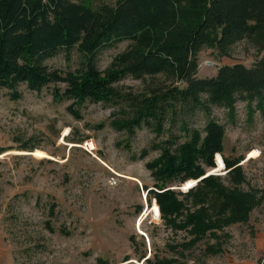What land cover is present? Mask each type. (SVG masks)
Masks as SVG:
<instances>
[{
  "label": "trees",
  "instance_id": "trees-1",
  "mask_svg": "<svg viewBox=\"0 0 264 264\" xmlns=\"http://www.w3.org/2000/svg\"><path fill=\"white\" fill-rule=\"evenodd\" d=\"M252 36L264 37V0H0V90L15 101L23 97L21 85L50 90L56 103L70 102L77 120L89 105L118 106L125 115L111 121L117 131L131 137L146 128L167 136L152 145L160 154L146 164L155 187L143 189L158 203L164 224L186 232L184 242L170 246L173 253L185 257L210 238L216 243L203 252L218 255L225 229L247 223L264 198L242 189L243 158L223 156L227 133L212 111L226 109L234 118L244 101L249 117L264 114V56L251 67L227 64L203 78L199 55L212 45L226 53ZM124 41L130 44L101 70L98 56ZM58 58L69 68L50 63ZM129 77L144 84L139 94L115 88ZM200 111L207 122L197 130L189 118ZM142 151L144 158L148 150ZM224 164L225 176H207ZM189 180L199 183L187 193L172 189ZM144 258L145 264H187Z\"/></svg>",
  "mask_w": 264,
  "mask_h": 264
},
{
  "label": "rangeland",
  "instance_id": "rangeland-1",
  "mask_svg": "<svg viewBox=\"0 0 264 264\" xmlns=\"http://www.w3.org/2000/svg\"><path fill=\"white\" fill-rule=\"evenodd\" d=\"M129 44L100 54L98 67L107 69ZM262 56L264 37H247L226 53L207 46L199 55L198 74L213 77L227 64L251 67ZM50 63L69 68L62 58ZM115 88L135 95L144 84L129 77ZM19 92L23 97L15 101L0 90V242L11 264H145L144 255L187 264H264V200L247 223L225 229L221 253L203 252L216 243L209 238L181 257L170 246L184 242L186 232L168 228L158 203L143 189L155 187L146 164L160 154L152 145L167 136L146 128L131 137L117 131L111 121L125 115L118 106L89 105L77 120L67 109L70 102L56 103L50 90L31 92L21 85ZM212 118L226 129L223 156L243 158L242 189L258 190L264 198V114L256 110L249 117L248 104L240 101L234 118L220 108ZM189 119L197 130L207 122L202 111ZM144 149L148 154L142 158ZM215 169L208 173H227L225 164ZM187 184L195 182L178 189L187 193Z\"/></svg>",
  "mask_w": 264,
  "mask_h": 264
},
{
  "label": "crops",
  "instance_id": "crops-1",
  "mask_svg": "<svg viewBox=\"0 0 264 264\" xmlns=\"http://www.w3.org/2000/svg\"><path fill=\"white\" fill-rule=\"evenodd\" d=\"M4 248L5 247L0 242V264H11V259H9Z\"/></svg>",
  "mask_w": 264,
  "mask_h": 264
},
{
  "label": "water",
  "instance_id": "water-1",
  "mask_svg": "<svg viewBox=\"0 0 264 264\" xmlns=\"http://www.w3.org/2000/svg\"><path fill=\"white\" fill-rule=\"evenodd\" d=\"M209 175H215L214 173H211V172H209V173H207V176H209ZM195 181V180H194ZM196 183L195 184H193L192 185V187L190 186V188L189 189H191V188H193V187H195L198 183H199V181H195ZM172 189H178V188H172ZM189 189H187V190H189ZM182 190H185L184 188H182ZM132 263H133V261H131ZM130 262V263H131Z\"/></svg>",
  "mask_w": 264,
  "mask_h": 264
},
{
  "label": "bare ground",
  "instance_id": "bare-ground-1",
  "mask_svg": "<svg viewBox=\"0 0 264 264\" xmlns=\"http://www.w3.org/2000/svg\"><path fill=\"white\" fill-rule=\"evenodd\" d=\"M187 186L190 188V186L192 187V185H190V184H187Z\"/></svg>",
  "mask_w": 264,
  "mask_h": 264
},
{
  "label": "built area",
  "instance_id": "built-area-1",
  "mask_svg": "<svg viewBox=\"0 0 264 264\" xmlns=\"http://www.w3.org/2000/svg\"><path fill=\"white\" fill-rule=\"evenodd\" d=\"M218 157V156H217ZM216 163H217V160H216ZM218 164V163H217ZM225 168V167H224ZM213 173H215V172H213Z\"/></svg>",
  "mask_w": 264,
  "mask_h": 264
}]
</instances>
